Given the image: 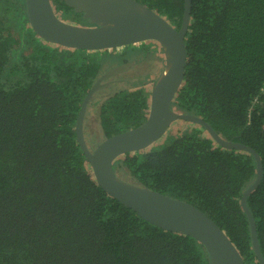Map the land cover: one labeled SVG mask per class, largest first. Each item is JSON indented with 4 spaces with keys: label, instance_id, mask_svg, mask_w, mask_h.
<instances>
[{
    "label": "trees",
    "instance_id": "obj_1",
    "mask_svg": "<svg viewBox=\"0 0 264 264\" xmlns=\"http://www.w3.org/2000/svg\"><path fill=\"white\" fill-rule=\"evenodd\" d=\"M136 1L180 29L185 0ZM53 3L62 19L82 17L63 0ZM185 44V79L172 107L261 157L263 178L247 205L264 258V0H192ZM126 48L133 49L50 44L34 32L26 0H0V264H211L197 240L145 221L109 195L77 140L85 97L105 72L132 61ZM137 59L136 66L145 61ZM124 75L103 81L109 87L88 107L89 146L149 116L148 85ZM178 122L192 127L118 157L116 174L201 209L245 264H260L241 205L257 178L255 157L223 148L199 124Z\"/></svg>",
    "mask_w": 264,
    "mask_h": 264
},
{
    "label": "water",
    "instance_id": "obj_2",
    "mask_svg": "<svg viewBox=\"0 0 264 264\" xmlns=\"http://www.w3.org/2000/svg\"><path fill=\"white\" fill-rule=\"evenodd\" d=\"M63 1L77 14H82L89 25L80 26L64 21L57 14L53 0H26L27 15L34 32L50 44L71 49L101 51L127 47L142 41H153L160 45L164 54L165 67L160 76L152 82L150 112L141 126L114 135L95 148L88 145L84 130L88 107L95 94L109 87V84H104L103 81L134 68L137 61L105 72L82 103L76 123L77 140L100 186L145 221L197 240L205 247L211 264H245L227 234L201 209L148 187L122 180L115 172L118 157L153 146L166 136L175 122L199 124L223 148L247 151L256 159L257 178L243 193L241 205L250 221L254 252L259 263L264 264L256 222L247 205V198L263 178L261 157L244 144L225 140L203 119L177 112L172 107L186 74L188 54L185 41L189 32L192 0H185L184 17L178 30L165 16L136 0Z\"/></svg>",
    "mask_w": 264,
    "mask_h": 264
},
{
    "label": "rangeland",
    "instance_id": "obj_3",
    "mask_svg": "<svg viewBox=\"0 0 264 264\" xmlns=\"http://www.w3.org/2000/svg\"><path fill=\"white\" fill-rule=\"evenodd\" d=\"M60 16V14H59ZM61 17V16H60ZM83 17V16H82ZM80 15L77 16L75 14H71L68 18L63 19L64 21L68 23H72L75 25H80V26H87L88 24L86 23V20H84ZM83 22V23H82ZM130 47H133V49H125L126 52V57H129L130 59L132 58V61L138 60L137 58L144 60V63H140L138 66H136L132 71L125 73L124 79L125 81H136V82H145L148 86V90H151L152 88V82L155 81L162 71L164 70L165 67V59H164V54L162 53V49L159 44L153 42V41H142V42H137L135 44L130 45ZM121 47L120 52L123 50ZM130 61V62H132ZM144 83V84H145ZM192 127V125L183 123V122H175L171 127H170V133H179L183 132L184 130ZM168 131V132H169ZM166 134V135H167ZM167 137V136H165ZM166 140V139H165ZM164 141V140H163ZM98 142L97 141H92L90 143V148H95Z\"/></svg>",
    "mask_w": 264,
    "mask_h": 264
},
{
    "label": "flooded vegetation",
    "instance_id": "obj_4",
    "mask_svg": "<svg viewBox=\"0 0 264 264\" xmlns=\"http://www.w3.org/2000/svg\"><path fill=\"white\" fill-rule=\"evenodd\" d=\"M87 24H89V23H87Z\"/></svg>",
    "mask_w": 264,
    "mask_h": 264
}]
</instances>
